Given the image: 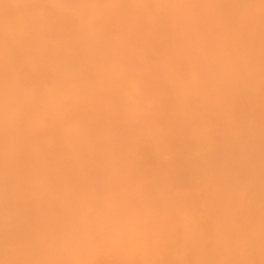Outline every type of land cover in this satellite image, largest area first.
I'll return each mask as SVG.
<instances>
[{
	"label": "bare ground",
	"instance_id": "6f19581e",
	"mask_svg": "<svg viewBox=\"0 0 264 264\" xmlns=\"http://www.w3.org/2000/svg\"><path fill=\"white\" fill-rule=\"evenodd\" d=\"M261 16L260 0H0V260L10 220L39 260L259 264ZM6 39L34 69L11 119Z\"/></svg>",
	"mask_w": 264,
	"mask_h": 264
},
{
	"label": "clouds",
	"instance_id": "9594fccd",
	"mask_svg": "<svg viewBox=\"0 0 264 264\" xmlns=\"http://www.w3.org/2000/svg\"><path fill=\"white\" fill-rule=\"evenodd\" d=\"M86 5H55L51 8L42 5L41 8L45 14H54L60 9H86ZM3 95H4V113L7 119H11L15 111V100L17 94L24 85L23 73L26 70L33 71L31 65L25 62H17L15 58L7 54L5 42L3 45ZM14 224L9 220L5 225L6 235L9 237L5 247V259L0 260V264L5 261L16 260H39L38 256L45 251L44 243H35L32 241H17L14 236ZM231 251L239 253L241 251L239 241H234Z\"/></svg>",
	"mask_w": 264,
	"mask_h": 264
},
{
	"label": "snow or ice",
	"instance_id": "6c2138e0",
	"mask_svg": "<svg viewBox=\"0 0 264 264\" xmlns=\"http://www.w3.org/2000/svg\"><path fill=\"white\" fill-rule=\"evenodd\" d=\"M57 4H45L49 8L55 6ZM42 6V5H41ZM260 6L262 10L261 16V24L262 29H264V0H260ZM5 46L7 50V54L15 58L17 62H22L19 49L17 46L11 41L6 39ZM33 78V73L30 70H26L23 73V80L27 81ZM262 85H264V78H262ZM261 233L262 238H264V216H262V225H261ZM5 264H71L68 261H55V260H16V261H5ZM115 264H256L255 261L250 260H171V261H163V260H146V261H118ZM259 264H264V259H262Z\"/></svg>",
	"mask_w": 264,
	"mask_h": 264
}]
</instances>
